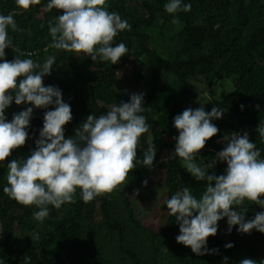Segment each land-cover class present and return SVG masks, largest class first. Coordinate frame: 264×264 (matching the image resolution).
Masks as SVG:
<instances>
[{
	"label": "trees",
	"instance_id": "1",
	"mask_svg": "<svg viewBox=\"0 0 264 264\" xmlns=\"http://www.w3.org/2000/svg\"><path fill=\"white\" fill-rule=\"evenodd\" d=\"M47 2L41 0L23 10L15 0H0V15L12 14L18 29L13 32L9 27L8 33L19 52L8 48L5 58L11 61L23 53L22 59L43 64L47 57H55L51 74L43 83L58 87L71 107L73 119L64 126L65 138L73 136L88 115L106 114L113 104L129 102L132 94H144L145 111L141 114L151 127L140 138L136 167L125 184L87 203L78 189L75 203L60 209L48 205L49 216L43 221L34 218L39 208L22 206L3 191L7 163L18 159L13 151L0 163V264H240L245 258L264 264V233L255 229L250 234L240 233L238 225L229 233L227 217L218 221L217 234L208 238L209 252L196 255L190 247L177 243L179 223L166 206L184 187L199 198L208 183L197 181L179 158H173L174 138L179 135L175 116L200 107L192 79L204 78L212 89L225 82L232 85L233 91L221 100L213 99L204 110L217 107L233 117L232 133L247 132L264 158V138L257 133L264 122V0H181L182 5L190 4L191 10L174 14L165 11L169 0H107L108 10L131 25V30L114 38L113 46L124 43L128 49L116 64L49 47V22L60 13L47 11ZM173 19L179 23H172ZM124 68L128 70L121 74ZM136 88L141 91L135 92ZM28 107L33 113L26 129L28 139L20 148L21 159L35 150L44 114L55 105L36 108L13 100L5 110L6 120L11 122L14 114ZM149 138L157 149L151 169L142 164ZM225 146L226 141L215 135L195 162L201 167L213 166L208 174H225L226 162L215 158ZM166 151L171 155L164 159ZM156 169L165 171L163 183L154 188L157 201L132 196L131 191L150 181ZM140 202L145 208L140 209ZM153 206L166 216L159 231L145 223ZM244 208L246 221L264 211L247 201L236 210ZM36 236L38 239L33 238ZM229 243L233 247L226 248Z\"/></svg>",
	"mask_w": 264,
	"mask_h": 264
},
{
	"label": "clouds",
	"instance_id": "2",
	"mask_svg": "<svg viewBox=\"0 0 264 264\" xmlns=\"http://www.w3.org/2000/svg\"><path fill=\"white\" fill-rule=\"evenodd\" d=\"M15 3L18 8L28 10L41 0H15ZM164 7L169 14L191 10V5H182L181 0H169ZM108 8L107 0H48L46 10L56 9L60 13L49 22L52 38L49 47L87 55L93 61L99 58L118 63L128 49L124 43L113 46L114 38L119 32L131 30V25ZM172 23L179 21L173 19ZM9 27L13 32L18 30L13 15H0V163L28 139L26 129L33 108L14 114L8 122L5 110L12 101L17 105L30 103L36 108L55 107L44 114L35 150L24 159L7 163V186L3 191L22 206L39 208L34 218L43 221L49 216L48 205L60 209L66 203H75L78 189L87 203L125 184L136 167L140 138L149 132L151 125L141 114L145 111L144 94H132L129 102L113 104L106 114L88 115L75 134L66 139L64 126L73 119L71 107L64 102L58 87L43 83V78L51 74L55 57H47L43 64L31 58L22 59L23 53L7 60L6 49L19 52L9 38ZM222 115L217 107L206 112L201 106L195 110L187 108L174 118L179 135L174 138L173 158H179L182 167L197 181L208 182L199 198L184 187L166 201L169 215L175 216L179 223L177 243L190 247L196 255L209 252L208 238L217 234L218 221L225 217L229 233L235 225L240 233L250 234L253 229L264 233V211L246 221L247 208L236 210L245 201L264 208V158L247 132L223 138L226 146L215 158L216 162H226L225 174H208L207 170L213 166L201 167L195 162L207 141L219 132L211 121ZM257 133L264 138V122L258 125ZM148 145L142 164L151 169L156 151L153 142ZM225 247L231 248L233 244ZM240 264H257V261L245 258Z\"/></svg>",
	"mask_w": 264,
	"mask_h": 264
},
{
	"label": "rangeland",
	"instance_id": "3",
	"mask_svg": "<svg viewBox=\"0 0 264 264\" xmlns=\"http://www.w3.org/2000/svg\"><path fill=\"white\" fill-rule=\"evenodd\" d=\"M128 68H124L120 71L121 74H124L127 72ZM130 72V71H129ZM192 84L195 86V92L199 96V105L200 107L203 106L205 108L210 101L213 99H219L221 100L224 96V94L230 93L233 91V87L231 84L228 83H222L220 85H217L215 88H209L208 83L206 79L204 78H197L191 80ZM135 92L141 91L139 88H136L134 90ZM213 124H215L219 132V134L222 139L226 135H231L233 131V125L236 124V120L231 117L229 114L223 112V115L220 119H213L211 121ZM152 140V138H149L148 143ZM140 146V142H139ZM157 151V149H155ZM15 155L18 159H21V149L18 148L14 150ZM171 155V152L166 151L163 155L164 159L168 158ZM165 171L156 169L155 173L153 174V177L150 181L147 182V184L143 185L141 188L135 189L131 191L132 196H141L144 199L147 200H153L154 202L157 201V193L156 190H154L155 186H161L165 179ZM140 209L145 208V204L139 203ZM166 216L162 211L159 209H156L154 206L153 208L148 211V218L146 219L145 223L146 225L152 227L153 229L159 231L163 228V225L165 224ZM1 240V237H0Z\"/></svg>",
	"mask_w": 264,
	"mask_h": 264
}]
</instances>
